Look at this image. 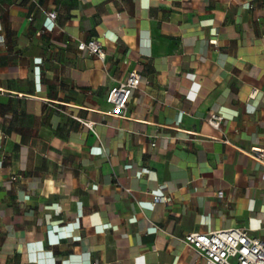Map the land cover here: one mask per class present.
Instances as JSON below:
<instances>
[{
  "label": "crops",
  "instance_id": "1",
  "mask_svg": "<svg viewBox=\"0 0 264 264\" xmlns=\"http://www.w3.org/2000/svg\"><path fill=\"white\" fill-rule=\"evenodd\" d=\"M254 147L264 0H0V264H205L186 234L264 239Z\"/></svg>",
  "mask_w": 264,
  "mask_h": 264
},
{
  "label": "built area",
  "instance_id": "2",
  "mask_svg": "<svg viewBox=\"0 0 264 264\" xmlns=\"http://www.w3.org/2000/svg\"><path fill=\"white\" fill-rule=\"evenodd\" d=\"M47 15L51 20L54 19V13ZM77 49L87 55H95L100 60L105 58L104 46L96 38L79 41ZM141 81L142 76L136 70L129 72L124 80L116 81L106 95V102L110 105V110L106 114L125 117L128 103L133 93L139 89ZM256 93L257 90L252 89L249 97L253 98ZM223 119L222 115L211 113L205 121L212 128L219 129ZM154 145L152 143V146ZM251 153L256 160H264V148L254 147ZM11 179L15 181L16 177L12 176ZM159 198L154 196L153 203ZM183 243L203 257L205 264H264V239L251 235L243 228L191 232L184 236Z\"/></svg>",
  "mask_w": 264,
  "mask_h": 264
}]
</instances>
